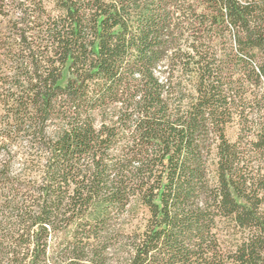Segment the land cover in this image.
Instances as JSON below:
<instances>
[{"label":"trees","instance_id":"16d2710c","mask_svg":"<svg viewBox=\"0 0 264 264\" xmlns=\"http://www.w3.org/2000/svg\"><path fill=\"white\" fill-rule=\"evenodd\" d=\"M0 264H264V0H0Z\"/></svg>","mask_w":264,"mask_h":264},{"label":"rangeland","instance_id":"374dc122","mask_svg":"<svg viewBox=\"0 0 264 264\" xmlns=\"http://www.w3.org/2000/svg\"><path fill=\"white\" fill-rule=\"evenodd\" d=\"M228 135L230 136V138L235 139V129H231Z\"/></svg>","mask_w":264,"mask_h":264}]
</instances>
